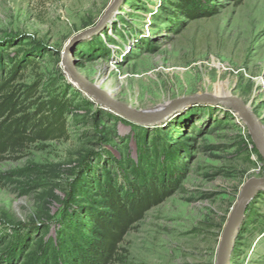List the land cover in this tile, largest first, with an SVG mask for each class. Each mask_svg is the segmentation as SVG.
Listing matches in <instances>:
<instances>
[{"label": "rangeland", "instance_id": "rangeland-1", "mask_svg": "<svg viewBox=\"0 0 264 264\" xmlns=\"http://www.w3.org/2000/svg\"><path fill=\"white\" fill-rule=\"evenodd\" d=\"M111 1L0 0V74L22 60L12 84L30 88L28 101L37 104L54 95L65 100L68 134L0 157V252L14 236L26 235L19 253L35 257L61 241L73 207L96 199L92 180L102 182L101 172L160 179L173 168L177 189L124 235L111 264H214L242 184L264 178L259 146L220 104L199 100L139 125L84 93L64 72L61 53ZM217 1L215 15L187 19L174 0H124L100 31L73 45L77 71L129 108L156 115L179 97L230 94L264 127V0L210 3ZM77 183L89 195L76 194L65 211ZM229 264H264V190L245 206Z\"/></svg>", "mask_w": 264, "mask_h": 264}, {"label": "trees", "instance_id": "trees-1", "mask_svg": "<svg viewBox=\"0 0 264 264\" xmlns=\"http://www.w3.org/2000/svg\"><path fill=\"white\" fill-rule=\"evenodd\" d=\"M242 0H225L237 5ZM222 3L210 0H174L172 8L187 19L209 17L218 13ZM26 61H32L27 58ZM23 61L14 59L6 69L8 75L0 74V157L15 152L37 140H54L67 137L65 114L67 102L57 95L37 104L28 101L30 88L17 90L13 81L21 69ZM36 105L30 111L29 105ZM173 168L165 170L166 175L140 179L132 177L112 178L109 172H101L104 178L92 180V193L96 199L92 203L73 207L72 214L64 218L65 237L58 243L48 242L41 256L19 253L27 241V236H14L7 240L9 248L0 252V264H111L115 261L119 244L124 235L143 218L146 211L162 203L178 187L179 175ZM66 196L64 210L70 209L73 197L80 193L88 196V191L77 183ZM15 234V233H14ZM63 233L61 232V236ZM5 239L0 238V242ZM7 247V246H6ZM21 256L20 259L18 258Z\"/></svg>", "mask_w": 264, "mask_h": 264}, {"label": "water", "instance_id": "water-1", "mask_svg": "<svg viewBox=\"0 0 264 264\" xmlns=\"http://www.w3.org/2000/svg\"><path fill=\"white\" fill-rule=\"evenodd\" d=\"M123 1L124 0H112L94 25L75 33L67 40L61 53V64L64 72L70 79H72L84 93L92 97L97 104L107 107L115 113H118L121 118L139 125H147L162 121L178 108L187 104H193L199 100L220 104L224 108L233 110L237 113L238 118L243 122L249 134L257 142L260 154L264 160V127L261 123V119L252 112L248 104L244 103L236 96L224 94L221 96L192 95L179 97L170 101V107L165 110L163 114L156 115L147 110L138 111L129 108L127 105L113 99L95 84L89 82L77 71L72 58L73 45L100 31L105 24L113 18ZM262 190H264V178L251 177L242 184L220 235L214 264L229 263L230 254L238 234L239 226L244 221L245 206L249 199Z\"/></svg>", "mask_w": 264, "mask_h": 264}, {"label": "bare ground", "instance_id": "bare-ground-1", "mask_svg": "<svg viewBox=\"0 0 264 264\" xmlns=\"http://www.w3.org/2000/svg\"><path fill=\"white\" fill-rule=\"evenodd\" d=\"M160 109V108H159ZM149 112H151V110H149ZM117 115H119L118 113H116ZM250 200V199H249ZM229 264V263H228Z\"/></svg>", "mask_w": 264, "mask_h": 264}]
</instances>
